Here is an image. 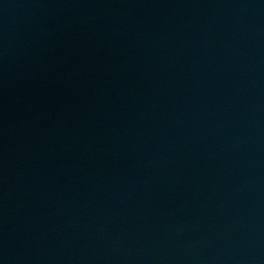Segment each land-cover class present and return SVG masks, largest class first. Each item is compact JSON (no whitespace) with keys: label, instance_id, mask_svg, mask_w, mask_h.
I'll use <instances>...</instances> for the list:
<instances>
[{"label":"water","instance_id":"water-1","mask_svg":"<svg viewBox=\"0 0 264 264\" xmlns=\"http://www.w3.org/2000/svg\"><path fill=\"white\" fill-rule=\"evenodd\" d=\"M0 264H264V0H0Z\"/></svg>","mask_w":264,"mask_h":264}]
</instances>
